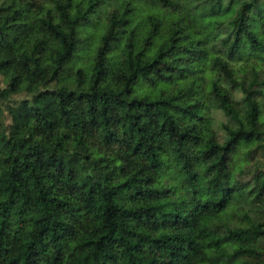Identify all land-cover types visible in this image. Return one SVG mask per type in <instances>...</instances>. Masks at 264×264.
Masks as SVG:
<instances>
[{
  "label": "trees",
  "instance_id": "16d2710c",
  "mask_svg": "<svg viewBox=\"0 0 264 264\" xmlns=\"http://www.w3.org/2000/svg\"><path fill=\"white\" fill-rule=\"evenodd\" d=\"M264 0H0V264H264Z\"/></svg>",
  "mask_w": 264,
  "mask_h": 264
},
{
  "label": "rangeland",
  "instance_id": "374dc122",
  "mask_svg": "<svg viewBox=\"0 0 264 264\" xmlns=\"http://www.w3.org/2000/svg\"><path fill=\"white\" fill-rule=\"evenodd\" d=\"M257 75L259 76L260 79H264V74L262 73V69H258Z\"/></svg>",
  "mask_w": 264,
  "mask_h": 264
}]
</instances>
